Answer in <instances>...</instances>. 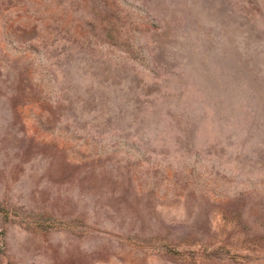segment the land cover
I'll return each instance as SVG.
<instances>
[{
  "label": "rangeland",
  "instance_id": "374dc122",
  "mask_svg": "<svg viewBox=\"0 0 264 264\" xmlns=\"http://www.w3.org/2000/svg\"><path fill=\"white\" fill-rule=\"evenodd\" d=\"M0 264H264V0H0Z\"/></svg>",
  "mask_w": 264,
  "mask_h": 264
}]
</instances>
